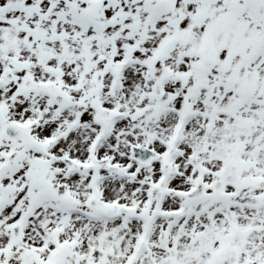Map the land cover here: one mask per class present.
I'll return each mask as SVG.
<instances>
[{
  "label": "snow or ice",
  "instance_id": "obj_1",
  "mask_svg": "<svg viewBox=\"0 0 264 264\" xmlns=\"http://www.w3.org/2000/svg\"><path fill=\"white\" fill-rule=\"evenodd\" d=\"M0 264H264V0H0Z\"/></svg>",
  "mask_w": 264,
  "mask_h": 264
}]
</instances>
